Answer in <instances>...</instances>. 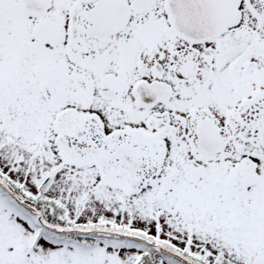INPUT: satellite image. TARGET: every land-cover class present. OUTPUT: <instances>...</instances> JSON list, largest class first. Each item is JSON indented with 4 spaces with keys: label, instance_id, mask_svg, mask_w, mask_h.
I'll return each instance as SVG.
<instances>
[{
    "label": "snow or ice",
    "instance_id": "snow-or-ice-1",
    "mask_svg": "<svg viewBox=\"0 0 264 264\" xmlns=\"http://www.w3.org/2000/svg\"><path fill=\"white\" fill-rule=\"evenodd\" d=\"M0 264H264V0H0Z\"/></svg>",
    "mask_w": 264,
    "mask_h": 264
}]
</instances>
